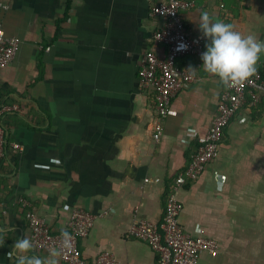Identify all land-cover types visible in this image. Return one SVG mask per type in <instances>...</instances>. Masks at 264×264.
I'll use <instances>...</instances> for the list:
<instances>
[{"label":"crops","instance_id":"crops-1","mask_svg":"<svg viewBox=\"0 0 264 264\" xmlns=\"http://www.w3.org/2000/svg\"><path fill=\"white\" fill-rule=\"evenodd\" d=\"M163 1L0 0L4 35L21 42L0 71V104L21 110L7 117L0 160V264H15L14 241L29 238L20 199L54 233L67 229L75 210L91 213L93 228L78 243L89 264L103 252L124 264H154L153 251L128 231L135 216L161 220L168 190L197 151L224 89L215 75L195 67L194 57L181 58V67L197 69L195 81L174 96L163 136L154 141L153 95L139 90L137 74L161 23L150 8ZM189 1L194 7L182 17L191 33L202 34L198 24L206 11L264 41V0ZM263 64L261 55L256 67ZM177 196L182 228L218 244L217 253L202 254L198 264H264L260 106L241 107L218 157Z\"/></svg>","mask_w":264,"mask_h":264},{"label":"built area","instance_id":"built-area-1","mask_svg":"<svg viewBox=\"0 0 264 264\" xmlns=\"http://www.w3.org/2000/svg\"><path fill=\"white\" fill-rule=\"evenodd\" d=\"M0 7L4 8L3 5ZM194 4L189 0H164L150 8V16L161 21L151 37V46L144 53L138 69V88L153 95L155 115L153 139L159 142L163 136V121L167 118L171 101L176 94L187 89L194 81L188 68L181 67L179 60L186 56L195 58V67L202 66L201 54L205 51L206 39L203 34H193L184 25L183 14L190 11ZM20 40L5 37L0 21V71L14 59ZM180 44L187 45L178 51ZM1 85V84H0ZM247 104L260 106L264 112V64L256 67V72L247 81L239 84L229 83L219 96L216 115L206 133L197 139V151L189 164L174 179L166 195L162 218L151 222L134 217L128 236L145 243L154 253V264H198L202 254L214 256L218 244L202 235L193 236L179 223L182 204L178 191L188 182L195 181L219 154L225 130L237 112ZM21 113L17 105L0 104V160L5 158L9 137L7 117ZM12 150H20L16 143ZM19 205L29 229V239L33 249L48 253L53 247L60 250V264H89L83 259L79 241L85 239L93 228L95 217L84 210H75L67 226L73 239L71 246L64 248L61 232L54 233L45 220L36 214L26 199ZM90 264H124L108 252L100 253Z\"/></svg>","mask_w":264,"mask_h":264},{"label":"clouds","instance_id":"clouds-1","mask_svg":"<svg viewBox=\"0 0 264 264\" xmlns=\"http://www.w3.org/2000/svg\"><path fill=\"white\" fill-rule=\"evenodd\" d=\"M207 43L201 54L202 66L205 72L215 75L222 84H239L247 81L256 72L257 62L264 55V41L257 39L254 33L243 35L234 30L230 23H225L211 17L208 12H201L198 24ZM187 45L180 44L178 51L185 50ZM196 70L189 67L193 77ZM64 248L71 246L73 239L66 229L61 232ZM5 244L4 232L0 231V247ZM33 242L27 237H20L13 243L15 264H59L57 257L60 250L53 247L47 256L32 254Z\"/></svg>","mask_w":264,"mask_h":264},{"label":"trees","instance_id":"trees-1","mask_svg":"<svg viewBox=\"0 0 264 264\" xmlns=\"http://www.w3.org/2000/svg\"><path fill=\"white\" fill-rule=\"evenodd\" d=\"M0 95H1L0 99H1V98L3 99V97L5 96V94H3V93H0ZM2 99H1V100H2Z\"/></svg>","mask_w":264,"mask_h":264}]
</instances>
